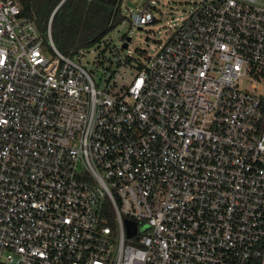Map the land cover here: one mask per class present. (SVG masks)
I'll use <instances>...</instances> for the list:
<instances>
[{"label":"built area","instance_id":"obj_1","mask_svg":"<svg viewBox=\"0 0 264 264\" xmlns=\"http://www.w3.org/2000/svg\"><path fill=\"white\" fill-rule=\"evenodd\" d=\"M25 1L0 0V264H264V0H197L137 62L62 52L66 0L46 35Z\"/></svg>","mask_w":264,"mask_h":264},{"label":"rangeland","instance_id":"obj_2","mask_svg":"<svg viewBox=\"0 0 264 264\" xmlns=\"http://www.w3.org/2000/svg\"><path fill=\"white\" fill-rule=\"evenodd\" d=\"M197 0H121L120 13L121 22L105 36L104 41L107 48L105 54H109V47L118 49L122 55H130L134 62L144 60V55L154 57L160 50V46L165 45L170 39V33L178 27L182 21L187 19ZM146 3L152 7L155 21L150 22L141 28L131 20V14L142 10ZM126 37H131L128 47H122ZM95 55L90 53L83 62L90 70L96 83L100 85L104 76L108 74L103 68V64L94 61ZM129 64L121 68L119 73L123 74L121 79L125 83L132 80L136 71V66ZM246 82H243V86ZM264 92V86L257 90Z\"/></svg>","mask_w":264,"mask_h":264},{"label":"trees","instance_id":"obj_3","mask_svg":"<svg viewBox=\"0 0 264 264\" xmlns=\"http://www.w3.org/2000/svg\"><path fill=\"white\" fill-rule=\"evenodd\" d=\"M60 1H25L27 14L35 19L44 35L49 17ZM120 5L121 0H66L52 20V37L57 48L69 54L100 42L121 22Z\"/></svg>","mask_w":264,"mask_h":264},{"label":"water","instance_id":"obj_4","mask_svg":"<svg viewBox=\"0 0 264 264\" xmlns=\"http://www.w3.org/2000/svg\"><path fill=\"white\" fill-rule=\"evenodd\" d=\"M130 41L131 37H126L125 42L122 44V47H128ZM126 223L129 225L128 236H132L136 232V223L130 220H126Z\"/></svg>","mask_w":264,"mask_h":264}]
</instances>
